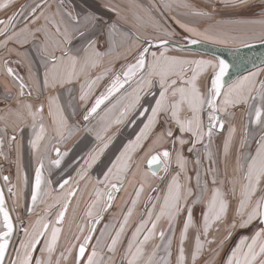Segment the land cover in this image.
Listing matches in <instances>:
<instances>
[{
	"label": "snow or ice",
	"instance_id": "1",
	"mask_svg": "<svg viewBox=\"0 0 264 264\" xmlns=\"http://www.w3.org/2000/svg\"><path fill=\"white\" fill-rule=\"evenodd\" d=\"M12 0H9V4ZM7 4H0V9L6 8ZM188 7V5H183ZM167 7V5H165ZM41 8L40 4H36L31 9V15H35L37 9ZM24 12L21 8L20 12L14 13L6 20L0 19V36H6L4 45L10 40H15L17 43L24 42L20 39L21 34L27 32V28H22L20 32L11 31L12 26L16 23L17 15ZM42 14V13H41ZM197 16H208L209 13L203 11H195L193 13ZM72 20L79 23L77 17L72 16L69 12ZM86 20L88 17L85 18ZM95 19V17H92ZM55 33L57 36L63 37L62 41L57 43H70L71 37L68 32V28L65 27L64 32H61L58 24L53 22ZM181 27L189 33V43L198 44L201 42H208L214 45L227 44L229 41L222 36L215 34L211 29L204 31H198L196 28L188 27L181 24ZM39 31V29H37ZM34 35V33H30ZM83 35V33H81ZM172 33H166V36H171ZM251 39H259L264 42V33L259 36H252ZM95 41H90L85 49V56L81 62L75 55H72L69 50H61V56H51L49 59L50 66L46 67L44 73V84L48 85L49 77L53 85L56 83H72L73 80L78 79L87 67H95L96 62L91 60L88 55V50L92 49V55L99 57L100 53L93 49ZM239 44L247 46L249 40H240ZM147 44L151 46L152 41H147ZM168 44L167 39H159L157 47L164 48V51H160L159 54L156 51L150 53L151 60L147 59L149 55V47H143L135 58V62L129 63L125 66L120 74H116L111 80L110 85L107 87L106 92L101 94L95 99L94 104L90 108H87L82 119L85 122L90 120V117L97 113V110L109 100L116 93H119L126 84L134 82V88L131 96V100L126 104L120 112L119 118L113 121L115 124H120L123 119L128 116L130 112L135 110L144 95L149 94L147 90L153 88L156 84L159 85L160 91L158 93V99H155L154 106L144 108L139 115L144 116L145 113L150 111V115L146 117L147 123L143 125L140 134L136 136L134 141H130L124 150L115 158L111 163V167L104 173L103 180H98V184H103L107 189L106 192L96 190V202L98 204L101 198L106 197V203L101 209L106 211L111 207V202L114 199L113 193L121 190L122 184L126 181L127 173L130 170L133 155L143 147L142 141L147 139L149 131L157 124L158 117L161 113H170L171 119L178 126L181 134L190 133L192 140V146L188 149L193 151L196 144L202 143L204 137L207 136L209 143L213 136V132L217 127L219 130H223L224 122L220 118L221 113H228L229 108H234L237 105H245L247 107V116L250 124L259 125L264 128V80H258L257 77L264 72H253L248 76L236 81L232 84H226L225 76L229 70V64L220 59H187L179 58L176 56H170L167 54ZM78 65L80 70L78 71ZM5 70L9 76H13L19 81V88L21 89L20 95H23V89L26 87L23 78L15 77L13 69L8 66V62L5 61ZM189 73L191 75L189 76ZM209 74L210 85L206 87L204 93L201 92L197 80L204 74ZM102 76H98L90 81H85L81 84V95L79 99L87 103L89 96L92 93V89L97 82L102 79ZM258 85V86H257ZM258 102V103H255ZM48 115L52 117V124L55 126L56 137L55 143L53 138L46 137V128L43 123V106L41 105L36 111L32 110L31 105H23L22 107L27 109V114L32 118V132L33 139L30 141V146L33 153L37 157V167L35 168V182L31 192V201L33 206L37 203H43L44 197L49 196L54 189L51 187V181H45L44 168L45 160L48 159L50 165L57 168L61 165V160L66 153H61L59 147L66 138L71 137L75 131H78V126H69L68 118L64 115L63 110L56 104L55 98H49ZM53 105H56L55 112H53ZM187 106V110L191 112V117L180 118V113L184 106ZM110 111V110H109ZM207 111V126L201 118V113ZM22 118V117H21ZM0 119H3L0 117ZM111 123L105 124L101 131L96 132V140L101 141L97 148L93 149L89 153L88 159L84 161L80 171L77 172L75 183L79 184V181L86 180L88 177V170L92 168L93 164L104 153L105 149L111 142V137L105 138V135L111 127ZM235 128L229 129V137L224 143V154L227 155L229 151V145ZM172 137L173 131L169 128L166 133H161L157 137V142L163 140L164 136ZM247 129L245 131V137L247 138ZM47 138V144L44 142ZM16 136L12 135L10 141H15ZM246 139L241 142V148L246 146ZM179 143L181 146L187 141L180 137ZM3 146V140L0 139V148ZM43 147L44 154H41V148ZM207 148V145H205ZM54 151L56 159H50L48 153ZM154 150L149 148V152ZM147 155V153H146ZM171 153L168 150L162 152H155L148 159V169L151 175H157L155 168L160 167L162 171L167 172L169 168ZM177 165L181 171L186 168L187 161L180 154L177 153L176 159ZM199 163V161H197ZM138 166V165H137ZM236 170L239 172V204L236 209V216L242 218L240 226L247 227L255 221H259L260 225H264V195L259 196L255 200L261 181L264 180V135H261L256 142L255 152L253 153H241L236 161ZM148 173H144L145 179ZM4 180L7 182L8 177L5 176ZM25 183L27 179L25 178ZM212 185L217 184L215 176L211 180ZM222 183V182H221ZM47 184V189L44 185ZM69 184V180L65 179L59 184L60 189H64ZM198 194L195 195L193 203H204L206 211L203 213V235L206 237L213 224L222 221L227 214L228 204L224 199V193L220 187H212L209 189L208 182L205 181L201 184L200 176L197 174ZM78 189L69 188L62 196L55 198V203L48 207L59 206L58 214L55 216V222L47 218V215L38 217L34 223L28 227L22 228L23 239L18 242V247L14 249V257L8 258V264H60V259L53 260V253L55 251L61 228L60 225L67 212L72 197L76 195ZM9 193L13 196L16 195L13 192L12 187L8 189ZM211 192V195L205 200V196ZM233 194H236L235 185L232 189ZM144 192V186L141 184L139 190L135 192V199L131 201V207L128 209L127 214L123 217V222L119 224V228L113 232L110 229H114L115 225H106L105 230L101 232L100 239L96 241L95 247H92L90 252L86 255V250L93 238V233L96 231L95 225L99 223V212L93 213L89 210L87 215L92 218L90 220L91 227L88 229V234H84V227L79 228V235L74 237L76 243H73L66 251L67 255L63 252L60 254V258L67 260L72 255L74 249L78 251L75 257V264H113V257L117 252L118 246L122 243V239L125 236L127 227L130 223V218L133 215V211L140 201L141 194ZM193 196L191 188H186L179 182V173L172 177L171 183L167 186V194L158 197H149V202L146 210V218H142L136 225L135 229L131 232L130 238L127 241V246L124 250L122 259L126 261V264H169V258L171 257V237L166 236L164 230L157 232L158 224L162 219L168 221L169 231L174 232V220L183 210L184 205L187 203L188 197ZM155 200L156 203L152 201ZM31 212V209H29ZM17 220L19 217L17 216ZM190 226H193V216L191 208H188L187 217L183 224V232L181 235V247L179 249V255L177 258V264H184L185 255L183 248V240L187 234ZM235 227V222L231 225ZM51 228L50 239L48 238L49 229ZM15 232V226L12 216L7 208L5 196L3 191H0V264H5L7 253L10 246V240ZM158 236L160 243L157 244L152 252L145 258V246ZM43 238V247L37 248V245L41 244ZM82 238V240H81ZM110 239V244L107 241ZM211 243V241H209ZM202 245L200 241V234L196 237V251L192 255L193 264L197 259V255L201 250ZM163 250L166 255L159 256L158 252ZM105 250L110 255H105ZM39 252V256L35 253ZM227 264H264V227H260L248 242V237H244L231 251L227 258Z\"/></svg>",
	"mask_w": 264,
	"mask_h": 264
},
{
	"label": "crops",
	"instance_id": "2",
	"mask_svg": "<svg viewBox=\"0 0 264 264\" xmlns=\"http://www.w3.org/2000/svg\"><path fill=\"white\" fill-rule=\"evenodd\" d=\"M173 2L181 5V8L175 9L177 13L187 14V7L183 6L187 5V0H15L8 15L11 16L20 12L21 8L24 9V12L17 15L16 23L12 26L8 35L11 34V31L20 32L25 27L27 32L22 33L20 37L24 42L17 43L15 40H10L6 46L3 45L7 37L0 36V117L3 118L0 119V139H4L3 129L15 133L21 127L32 130V118L28 116L27 109L22 106L31 105L32 110L36 111L42 105L46 137L53 138L54 142L58 137H56L55 126L52 124V117L48 115V101L49 98H55L56 104L59 105L64 115L68 118L69 126H78L79 130L75 131L71 137L66 138L63 144L66 145L65 147L67 145H75L74 153H76L75 156L80 158V169L84 161L88 159L89 153L101 143V141L96 140V132L101 131L105 124L112 122L109 131L106 134L102 133L105 138L111 137V146L105 156L95 163V172L98 173H95V179L96 181H102L104 173L111 167V163L130 141L135 140L136 136L140 134L143 125L147 123L146 117L151 114L150 111L145 113L144 116L139 115V113L144 108L150 109L151 106H154L155 99H158L160 91L159 85L156 84L153 88L147 90L149 94L142 97L139 106L130 112L120 124H115L113 121L119 118L123 107L130 102L131 96L129 94L132 93L135 86L134 82L127 84L93 119L85 122L82 117L92 101L103 92L111 77L117 71L118 73L116 74H120L125 70L127 64L135 62L137 53L144 47V43L137 46L136 41L143 39L145 30L140 29L141 32L138 30L134 32L129 26L134 23V25L141 27L139 21L143 15H156L158 17L160 13L168 9V4ZM36 4H40L41 8L37 9L33 16L30 13ZM69 12L72 16L78 18L79 23L72 20L71 16L68 15ZM86 17H88L87 20L85 19ZM92 17H95V19H92ZM146 19L153 22V19ZM154 20L156 23L158 22L156 18ZM53 22L59 25L61 32H64L65 27L68 28L71 37L70 43H57L62 41L63 37L56 35ZM30 33H34V35H30ZM147 40H152V38ZM90 41H95L93 49L100 53V56L96 57L92 55V49L88 50V55L91 60L96 62V66L85 68L79 78L73 80L72 83H56L53 85L49 77L48 85L45 86L44 73L46 67L50 66V57L53 55L61 56V50L64 49L69 50L72 55H75L82 62L85 56V49ZM164 50V48L151 49L147 59L151 60L150 53L152 51H156L159 54L160 51ZM167 54L187 59H214L211 56L193 52L172 51L170 48H167ZM5 61L13 69L15 77L23 78L26 85L23 89V95H20L19 81L7 74ZM79 70L80 65H78ZM251 73L253 71L242 75L233 83ZM190 75L191 73H189ZM208 75V73H204L197 80L202 93L205 92L202 81H205ZM98 76L103 78L92 89V93L85 104L79 99L81 84ZM257 79L264 80V72H261ZM55 109L56 105H53V112H55ZM191 115L185 105L180 113V118H190ZM201 118L206 127L208 123L207 111L201 113ZM220 118L224 122L223 130L221 131L217 127L213 132L210 143L208 137L205 136L202 143L196 144L195 149L189 151L188 149L192 146L193 140L191 134H181L178 126L171 119V114L161 113L157 124L149 131L147 139L142 141L143 147L133 155L131 169L127 173L126 179L136 169L139 158L143 159L145 167L148 169L147 161L152 154L162 152L165 149L171 153L168 171L161 170L157 175H151L152 187L148 189L150 191L146 195V197L148 196L147 199L167 194V186L177 173H179L181 185L191 188L193 191V196L188 197L183 210L174 220L180 229L176 241L179 245L178 251L171 254L172 258H169V264H177L183 224L189 207L193 216V226L189 227L183 240V244H187V247H183L184 264H193L192 255L196 251V237L198 234H200L202 248L197 255L195 264H227V258L240 240L248 237V242H250L251 237L262 227L259 221H255L247 227H241L242 218L236 216V209L240 199L239 172L236 170V161L241 153L254 154L257 140H259L261 135H264V128L249 123L247 107L243 104L229 108L227 114H220ZM231 127H234L236 131L232 136L228 154L225 155L224 143L229 137V129ZM169 128L173 131V136L167 137L165 135L163 140L157 142V137L161 133H166ZM246 129L247 138L245 137ZM31 133L33 132L31 131ZM181 136L187 141L182 146L179 143ZM33 138V136L26 137L27 140H32ZM47 138L42 143L47 144ZM245 139L247 141L246 146L241 148V142ZM17 145L20 148V144L17 143ZM205 145H207V148ZM149 148L154 151L149 152ZM177 153H180L187 161L184 171H181L177 165ZM17 158L18 162L22 163V153H19ZM139 172L136 173V175L138 174L137 179L142 181L144 173ZM197 174L200 176L201 184L205 181L208 182L209 189L220 187L228 204L226 216L222 221L212 225L206 237L202 234L203 213L206 211L205 204L193 203L195 195L198 194L196 187ZM213 176L217 179L215 186L211 183ZM234 185L236 188L235 195L232 191ZM105 189V186L99 188V190L103 191ZM210 195L211 192L209 191L205 196V200ZM261 195H264V180L261 181L253 200ZM152 202L156 203L155 200ZM233 222H235V227L231 226ZM160 223L158 224V229L161 227ZM164 255L166 253L162 252L160 256Z\"/></svg>",
	"mask_w": 264,
	"mask_h": 264
},
{
	"label": "rangeland",
	"instance_id": "3",
	"mask_svg": "<svg viewBox=\"0 0 264 264\" xmlns=\"http://www.w3.org/2000/svg\"><path fill=\"white\" fill-rule=\"evenodd\" d=\"M187 5L188 7L186 15H184L182 12L177 13L175 9L178 7L181 8V5L173 2L168 4V9L160 13L158 17H156V15H143L142 19L139 21L141 27L132 23V26H129V28L133 29L134 32L137 30L141 32L140 29L145 30L143 33V39L136 41V44H138L137 46L145 43V41L150 38H152V41L167 39L168 41L182 44L186 39H190V36L189 33H187L184 28L181 27V24L196 28L198 31L211 29L215 34L222 36L229 41L227 44L215 45L219 47L235 49L240 46H244L239 44L238 41L246 39L249 40V44L261 42L259 39H251V37L254 35L259 36L261 33H264V0H187ZM195 11L207 12L209 15L203 17L197 16L193 14ZM146 18L149 20L153 19V22L147 21ZM154 18L158 20L157 23L155 22ZM166 33H172V35L166 36ZM166 48L169 49V47ZM171 50L176 51L174 49ZM261 69H264V66L252 71L259 72ZM202 84L206 91V87L210 85L209 75L206 77L205 81H202ZM138 160V166L136 169H134L132 175H130L128 179H126V181L122 184L123 188H121V190L116 194V197L113 199L111 208L105 216L104 223H102L99 227L96 238L89 249L90 252L91 248L95 247L96 241L100 239V234L105 230L106 225L111 226L114 224L115 228L110 230L113 232V235L115 234V231H117L119 228V224L123 222V217L127 214L128 209L131 207V201L136 198L135 192L138 191L139 186L143 184L144 192L141 194L140 201L133 211V215L130 218V223L127 227L125 236L122 239V243L118 246L117 252L113 257V264H126V261H124L122 257L127 246V241L130 238L131 232L135 229L137 223L142 218H146L145 214L149 202V199H147L148 196L146 197V195L150 191H148V189L152 187L151 173L148 171V169H146L143 159L139 158ZM139 168L140 172L148 173L147 178L145 179L144 177L142 181L138 180V174L136 175V173L139 172ZM89 186L91 189L95 190V195L90 198L88 207L93 206V204L96 202V190L103 187L104 185L98 184L96 180H93V183L89 184ZM99 205H101V201L98 204H95L96 210L94 209V215L99 211ZM160 222L161 227L159 229L157 228V232L164 230L166 236L171 237L172 239L170 249L171 254L177 252L179 244L176 241L178 239L180 229L176 225V222H174V232L169 231L168 221L166 219H162ZM110 242L111 241L109 239L107 243L110 244ZM159 243L160 241L157 236L145 246V258ZM182 246L187 247V244H183ZM162 252L163 250L161 249L158 252V257ZM105 255L110 254H108L105 250ZM62 264H73V261L71 258H68L66 261L63 260Z\"/></svg>",
	"mask_w": 264,
	"mask_h": 264
},
{
	"label": "flooded vegetation",
	"instance_id": "4",
	"mask_svg": "<svg viewBox=\"0 0 264 264\" xmlns=\"http://www.w3.org/2000/svg\"><path fill=\"white\" fill-rule=\"evenodd\" d=\"M9 0H0V4H6ZM14 1L4 9L0 10V19L6 20L9 16L10 9L13 6ZM2 132L3 134V146L0 148V181L3 193L5 196V201L7 208L12 216L13 223L15 226V232L12 236L9 250L7 253V258L5 264H8V258L14 257V249L18 247V242L23 239L22 228L28 227L30 224L34 223L38 217L47 215V218L53 223L55 222V216L58 214L59 206L49 208V205L55 203V198L57 196H62L69 188L78 189L76 195L72 197L65 218L60 225H57L61 228V233L53 253V260L60 259V264L63 263V259L60 258V254L63 252L67 255V249L73 244L76 243L74 237L79 235V228L84 227V234H88V229L91 227L90 218L87 213L89 210L94 212L96 207L89 206L90 198L95 195V190L91 189L89 184L95 181V169L96 165H93L91 169L88 170V177L86 180L79 181V184H76L74 181L77 177V172L79 169L80 158L75 156V145H66L61 143L57 145L61 153H66L62 157L61 165L59 168L49 164L48 159L45 160L44 168V177L45 181H51V187L54 191L51 192L49 196L44 197L43 203H37L33 206L31 201V192L35 182V168L37 167V157L33 153L30 141L26 137L33 136L31 129H25L24 127L19 128L15 132L6 131ZM29 130V131H28ZM12 135L16 136V140L10 141ZM21 138V141H20ZM17 143L20 144V148ZM55 143V141L53 142ZM111 146V145H110ZM110 148V147H109ZM20 150V151H19ZM109 150V149H108ZM107 150V152H108ZM106 152V153H107ZM22 153L23 161L22 163L18 162V154ZM33 155H32V154ZM41 153L44 154V150L41 149ZM105 153V154H106ZM105 154L98 159L101 160ZM50 159H56V154L54 151L48 153ZM8 177V184H6L3 178ZM25 178L27 183H25ZM65 179L69 180V184L65 186L64 189L59 188V184L62 183ZM12 187L13 192L16 193L15 196L9 193L8 189ZM47 189V184L44 185ZM105 189L104 192H106ZM118 192H114L113 196L116 197ZM82 201V202H81ZM106 203V197L102 198L101 205L98 206L100 220L99 223L95 225L96 231L93 235L92 240L86 250V254L89 252L90 246L92 245L93 240L96 238L97 231L102 223H104L105 216L109 212L110 208H107L106 211L101 209ZM112 204V202H111ZM31 209V212L29 211ZM17 216L19 220H17ZM85 219V220H83ZM51 228L49 229L48 238L50 239ZM82 240V238H81ZM43 247V238L41 244L37 245V248ZM77 249H74L72 255L68 258H71L73 264H75V257ZM36 256H39V252L35 253Z\"/></svg>",
	"mask_w": 264,
	"mask_h": 264
},
{
	"label": "water",
	"instance_id": "5",
	"mask_svg": "<svg viewBox=\"0 0 264 264\" xmlns=\"http://www.w3.org/2000/svg\"><path fill=\"white\" fill-rule=\"evenodd\" d=\"M13 1L15 0H12V2ZM6 4L8 5L9 2H7ZM147 41H145L144 47H149V51L151 49L159 48L157 47L158 41L151 40L152 41L151 46L147 44ZM188 41L189 39H186L184 43L182 44L168 41V44L165 47H169L176 51L193 52V53H198V54H202L206 56H211L215 59L224 60L226 63L229 64L228 73L224 78L226 81V84H231L232 82H234L237 78L241 77L242 75L264 66V42L252 43V44H248L247 46H240L238 48L232 49V48L219 47V46H215V45L204 43V42H201L198 44H191ZM116 73H118V71ZM116 73L111 77L108 85L104 88L101 94H104L106 92L107 87L110 85L111 80L116 75ZM123 89H121L120 92ZM119 93H116L109 100L105 101V103L101 105V107L97 110V113L94 114V116L90 117V120L93 119L100 112V110L104 106H106L113 98H115ZM101 94H99L96 98H98ZM95 99L92 101L91 105L88 108H90L92 104H94ZM110 145H111V142L109 143V146L105 149L104 153L100 156V158L107 152ZM147 168H148V164H147ZM155 171L158 174L159 171H161V168L156 167ZM4 182L8 184L9 181L6 182L4 180ZM0 191H3L1 187V181H0ZM262 227H264V225H262ZM10 243H11V240H10Z\"/></svg>",
	"mask_w": 264,
	"mask_h": 264
}]
</instances>
